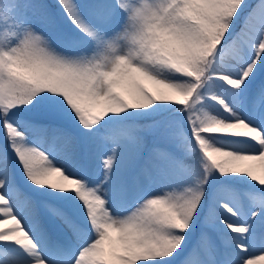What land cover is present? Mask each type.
Returning <instances> with one entry per match:
<instances>
[{
	"label": "snow or ice",
	"instance_id": "6c2138e0",
	"mask_svg": "<svg viewBox=\"0 0 264 264\" xmlns=\"http://www.w3.org/2000/svg\"><path fill=\"white\" fill-rule=\"evenodd\" d=\"M0 264H264V0H0Z\"/></svg>",
	"mask_w": 264,
	"mask_h": 264
}]
</instances>
